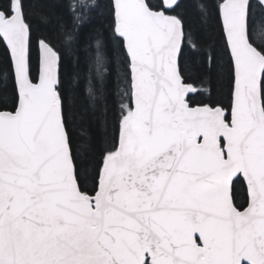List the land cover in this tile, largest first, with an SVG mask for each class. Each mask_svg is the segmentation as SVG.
Returning <instances> with one entry per match:
<instances>
[{"label": "snow or ice", "instance_id": "obj_1", "mask_svg": "<svg viewBox=\"0 0 264 264\" xmlns=\"http://www.w3.org/2000/svg\"><path fill=\"white\" fill-rule=\"evenodd\" d=\"M0 49V264H264V0H6Z\"/></svg>", "mask_w": 264, "mask_h": 264}, {"label": "trees", "instance_id": "obj_2", "mask_svg": "<svg viewBox=\"0 0 264 264\" xmlns=\"http://www.w3.org/2000/svg\"><path fill=\"white\" fill-rule=\"evenodd\" d=\"M6 2V0H0V4H2V3H5ZM196 3H199V0H196ZM186 8H187V10L188 11H193V6H192V4L191 3H187L186 2ZM0 58H2V49H0ZM4 67H6V64L5 65H3ZM201 97H197V99H200Z\"/></svg>", "mask_w": 264, "mask_h": 264}]
</instances>
